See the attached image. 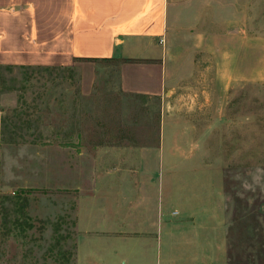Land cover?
<instances>
[{
    "label": "rangeland",
    "instance_id": "obj_1",
    "mask_svg": "<svg viewBox=\"0 0 264 264\" xmlns=\"http://www.w3.org/2000/svg\"><path fill=\"white\" fill-rule=\"evenodd\" d=\"M185 53L195 72L167 97L163 131L160 99L117 91L118 61L90 64L87 97L77 62L0 66V264H76L78 152L88 171L100 146L125 161L160 140L166 264H264V51L245 52L247 80L229 101L212 82L222 52L170 51L172 64Z\"/></svg>",
    "mask_w": 264,
    "mask_h": 264
},
{
    "label": "crops",
    "instance_id": "obj_2",
    "mask_svg": "<svg viewBox=\"0 0 264 264\" xmlns=\"http://www.w3.org/2000/svg\"><path fill=\"white\" fill-rule=\"evenodd\" d=\"M170 51H221L222 74L212 82L229 101L247 80L245 52L264 51V0H0V66L77 62L87 97L96 85L90 64L118 61L117 91L160 99L162 131L167 97L196 68L192 53L173 65ZM165 146L160 140L125 161L100 146L88 171L78 152L68 167L78 178L76 264H166ZM119 213L126 229H118Z\"/></svg>",
    "mask_w": 264,
    "mask_h": 264
},
{
    "label": "trees",
    "instance_id": "obj_3",
    "mask_svg": "<svg viewBox=\"0 0 264 264\" xmlns=\"http://www.w3.org/2000/svg\"><path fill=\"white\" fill-rule=\"evenodd\" d=\"M21 68H24V67H21Z\"/></svg>",
    "mask_w": 264,
    "mask_h": 264
}]
</instances>
